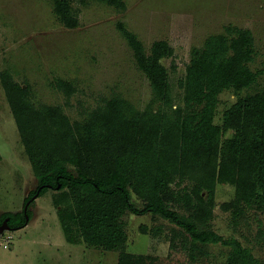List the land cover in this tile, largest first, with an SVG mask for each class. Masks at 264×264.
I'll use <instances>...</instances> for the list:
<instances>
[{
    "label": "trees",
    "instance_id": "obj_1",
    "mask_svg": "<svg viewBox=\"0 0 264 264\" xmlns=\"http://www.w3.org/2000/svg\"><path fill=\"white\" fill-rule=\"evenodd\" d=\"M99 1L120 13L127 10L124 0ZM54 5L66 28L79 26L70 0H54ZM117 29L163 109L140 111L114 97L104 100L84 120L71 122L60 107L34 106L30 87L5 70L1 83L37 186L21 211L0 215V224L9 218L11 230L27 226L35 199L53 189L60 192L55 203L67 242L120 251L118 264L146 261L144 255L123 250L128 239L123 221L127 213L159 216L183 230L195 244L228 247L230 264H259L238 239L223 237L209 224L219 184L235 187L234 199L224 203L223 210L244 212L256 207L264 212V87L238 97L224 111L222 125L215 122L224 91L239 95L264 74V67L261 72L251 67L256 57L253 33L228 26L226 33L213 35L203 48L194 47L186 77L180 82L184 105L175 106L163 64L170 56V43L155 41L148 53L123 21ZM57 86L68 96L75 92L66 81L59 80ZM228 131L232 136L224 142ZM174 184L191 187L174 192ZM133 193L144 202L142 207L134 202ZM173 204L186 215L175 211Z\"/></svg>",
    "mask_w": 264,
    "mask_h": 264
},
{
    "label": "rangeland",
    "instance_id": "obj_2",
    "mask_svg": "<svg viewBox=\"0 0 264 264\" xmlns=\"http://www.w3.org/2000/svg\"><path fill=\"white\" fill-rule=\"evenodd\" d=\"M127 11L99 0H70L79 26L66 28L55 12L54 0H0V215L23 209L29 192L37 186L25 146L5 90L1 74L10 70L15 81L30 87V102L60 107L71 122L84 120L104 100L119 97L140 111L162 110L147 76L139 70L133 50L117 29L123 21L144 43L167 40L168 69L175 106L184 105V89L191 50L226 33V27L248 29L255 39L256 57L251 67H264V0H125ZM70 83L68 94L57 86ZM264 87V74L257 84L239 95L224 91L215 122L222 125L223 113L238 97ZM171 116V112H168ZM232 136L225 133L223 141ZM177 174V172H176ZM191 187L174 184V192ZM235 197V187L217 186L210 228L223 237L238 239L264 264V212H244L221 207ZM60 192L49 189L32 204L33 218L20 229L0 237V264H118L120 251H105L85 243L67 242L55 200ZM134 202H144L133 193ZM172 208L185 214L176 204ZM128 235L124 251L144 255L145 264H230L231 249L222 245H201L171 222L153 214L123 217Z\"/></svg>",
    "mask_w": 264,
    "mask_h": 264
},
{
    "label": "water",
    "instance_id": "obj_3",
    "mask_svg": "<svg viewBox=\"0 0 264 264\" xmlns=\"http://www.w3.org/2000/svg\"><path fill=\"white\" fill-rule=\"evenodd\" d=\"M9 218L5 219L2 224H0V237L6 232L10 231L11 227L9 225ZM27 220H29V217L27 215Z\"/></svg>",
    "mask_w": 264,
    "mask_h": 264
},
{
    "label": "crops",
    "instance_id": "obj_4",
    "mask_svg": "<svg viewBox=\"0 0 264 264\" xmlns=\"http://www.w3.org/2000/svg\"><path fill=\"white\" fill-rule=\"evenodd\" d=\"M124 2H125V0H124ZM125 3H126V2H125ZM126 5H127V3H126ZM126 11H127V10H126ZM126 11H125V12H126ZM2 158H3V157H2ZM0 162H2V161H0Z\"/></svg>",
    "mask_w": 264,
    "mask_h": 264
}]
</instances>
